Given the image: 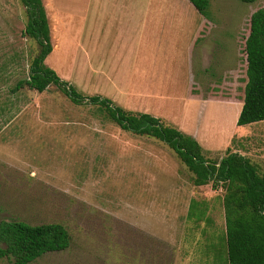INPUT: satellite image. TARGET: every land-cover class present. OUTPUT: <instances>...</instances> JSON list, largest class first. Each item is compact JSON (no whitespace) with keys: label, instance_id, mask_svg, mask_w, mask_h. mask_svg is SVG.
Listing matches in <instances>:
<instances>
[{"label":"rangeland","instance_id":"1","mask_svg":"<svg viewBox=\"0 0 264 264\" xmlns=\"http://www.w3.org/2000/svg\"><path fill=\"white\" fill-rule=\"evenodd\" d=\"M64 1L84 8V0ZM209 2L204 16L187 0H155L158 6L189 8L187 33L174 24L162 34L181 39L161 46L166 53L148 46L151 52L140 60L93 63L86 62L84 45L52 39L45 65L85 96L150 114L187 135V126L201 127L209 143L200 145L209 161L220 163L228 149L251 152L247 157L263 174L264 121L238 127L235 115L248 80L245 45L251 17L264 9V0ZM199 16L215 26V43L224 49L227 65L218 71L223 65L218 55L210 62L203 73L208 92L198 86L191 92L200 77L188 51ZM27 22L21 0H0V224L59 223L72 236L67 251L32 264H227L225 188L196 187L193 173L168 146L121 130L98 107L76 106L55 86L39 93L24 85L41 49L25 35ZM101 64L111 71L120 66L118 77L102 76ZM141 73L156 80L160 91L134 87L144 78ZM193 201L207 207L204 222L190 220Z\"/></svg>","mask_w":264,"mask_h":264},{"label":"trees","instance_id":"2","mask_svg":"<svg viewBox=\"0 0 264 264\" xmlns=\"http://www.w3.org/2000/svg\"><path fill=\"white\" fill-rule=\"evenodd\" d=\"M205 16L209 0H189ZM253 3L255 0H243ZM28 22L25 35L35 39L40 52L30 67L24 85L39 93L57 87L76 106H96L123 131L155 139L168 146L193 173L196 187L212 184L214 190L224 189L223 207L226 220L224 249L227 264H264V173L261 174L247 157L228 149L220 163L209 161L202 146L193 137L166 124L150 114L136 113L117 106L102 96H85L45 65L53 52L51 28L43 0H21ZM250 34L246 40L247 84L239 127L264 121V9L251 17ZM22 84V83H21ZM190 220L204 222L207 207L193 201ZM0 261L32 264L53 253L67 251L72 236L62 224L32 226L24 222L0 224Z\"/></svg>","mask_w":264,"mask_h":264},{"label":"crops","instance_id":"3","mask_svg":"<svg viewBox=\"0 0 264 264\" xmlns=\"http://www.w3.org/2000/svg\"><path fill=\"white\" fill-rule=\"evenodd\" d=\"M43 4L49 20L52 39L61 45H84L86 62L116 61L122 58L124 61L131 57L140 60L141 54L151 52L148 46H155L156 54L161 51L166 53V50L161 49V46L181 40L180 37H174L171 33L169 36L162 35L165 33L167 25L172 29L176 24L182 29L185 28L186 33L189 25L188 6L179 4L158 6L155 4V0H84V8L68 6L64 0H43ZM200 15L202 14L200 13ZM199 17L200 23H197L196 26L192 25L194 45L188 50L191 55V65L200 71L199 81H193L191 84V92L196 89V86L200 87L201 92H208L207 88H203V85L207 84V81H203L205 80L203 73L210 68V62L214 61L218 55L223 64L217 66L218 71L221 68H227V65L225 64L224 49L215 43L216 38L212 33L215 26L210 25L203 16ZM218 39L220 40V36ZM154 60L156 58L152 56L151 61ZM153 63L151 62L150 66H153ZM119 68L120 66L116 70ZM116 70L111 71L110 65L101 64L102 76L118 77L119 71ZM150 76L153 75L150 73ZM146 77H148L147 73L146 75L141 73L143 79H138L137 86L134 87L142 91H153L154 89V92H159L158 82L154 79L148 81ZM212 82L219 83L215 79ZM217 88L220 87L217 86ZM191 98L199 100L195 95H191ZM217 102H222L221 105H233L229 100ZM243 106L244 103L235 118L239 119ZM186 107L188 111V105ZM186 130L190 132L188 136L193 137L199 144L209 143V140L208 142L206 140L207 134L201 133V127L190 128L187 126ZM234 152L245 157L251 153L242 150ZM262 159L264 161V157Z\"/></svg>","mask_w":264,"mask_h":264}]
</instances>
